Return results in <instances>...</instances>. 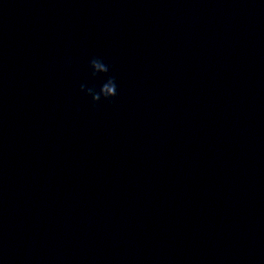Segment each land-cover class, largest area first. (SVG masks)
<instances>
[{"label": "water", "instance_id": "water-1", "mask_svg": "<svg viewBox=\"0 0 264 264\" xmlns=\"http://www.w3.org/2000/svg\"><path fill=\"white\" fill-rule=\"evenodd\" d=\"M0 264H264V0H0Z\"/></svg>", "mask_w": 264, "mask_h": 264}, {"label": "clouds", "instance_id": "clouds-1", "mask_svg": "<svg viewBox=\"0 0 264 264\" xmlns=\"http://www.w3.org/2000/svg\"><path fill=\"white\" fill-rule=\"evenodd\" d=\"M89 68L93 78L103 75L107 76V79L100 85L98 90L95 87L85 88L83 84L80 86V90L90 96L94 104L100 102L101 99L107 101L115 98L118 95V86L115 77L107 75L110 72V66L101 58L93 57L89 61Z\"/></svg>", "mask_w": 264, "mask_h": 264}]
</instances>
